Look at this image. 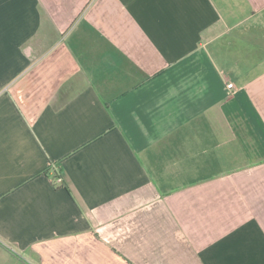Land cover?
<instances>
[{"label": "crops", "instance_id": "0c3cea01", "mask_svg": "<svg viewBox=\"0 0 264 264\" xmlns=\"http://www.w3.org/2000/svg\"><path fill=\"white\" fill-rule=\"evenodd\" d=\"M0 264H264V0H0Z\"/></svg>", "mask_w": 264, "mask_h": 264}, {"label": "built area", "instance_id": "2783aa9c", "mask_svg": "<svg viewBox=\"0 0 264 264\" xmlns=\"http://www.w3.org/2000/svg\"><path fill=\"white\" fill-rule=\"evenodd\" d=\"M227 88H228V89H232V88H233V85H232L231 83H229V84L227 85ZM57 181L60 182L61 179L58 178Z\"/></svg>", "mask_w": 264, "mask_h": 264}, {"label": "rangeland", "instance_id": "374dc122", "mask_svg": "<svg viewBox=\"0 0 264 264\" xmlns=\"http://www.w3.org/2000/svg\"><path fill=\"white\" fill-rule=\"evenodd\" d=\"M23 259V257H21ZM24 260H26V258L24 257Z\"/></svg>", "mask_w": 264, "mask_h": 264}]
</instances>
